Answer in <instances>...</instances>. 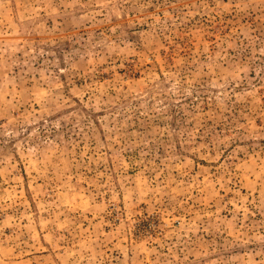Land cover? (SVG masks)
I'll list each match as a JSON object with an SVG mask.
<instances>
[{"label":"rangeland","instance_id":"rangeland-1","mask_svg":"<svg viewBox=\"0 0 264 264\" xmlns=\"http://www.w3.org/2000/svg\"><path fill=\"white\" fill-rule=\"evenodd\" d=\"M0 264H264V0H0Z\"/></svg>","mask_w":264,"mask_h":264}]
</instances>
